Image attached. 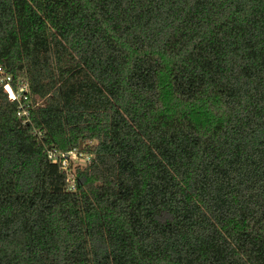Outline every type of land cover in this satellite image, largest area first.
Returning a JSON list of instances; mask_svg holds the SVG:
<instances>
[{
  "label": "trees",
  "instance_id": "obj_1",
  "mask_svg": "<svg viewBox=\"0 0 264 264\" xmlns=\"http://www.w3.org/2000/svg\"><path fill=\"white\" fill-rule=\"evenodd\" d=\"M0 68V264H264V0H0Z\"/></svg>",
  "mask_w": 264,
  "mask_h": 264
},
{
  "label": "built area",
  "instance_id": "obj_2",
  "mask_svg": "<svg viewBox=\"0 0 264 264\" xmlns=\"http://www.w3.org/2000/svg\"><path fill=\"white\" fill-rule=\"evenodd\" d=\"M9 79L10 75L2 71L0 68V82L2 83L3 90L6 92L7 97L10 100L17 101L19 113L26 115L25 109H22V102L20 101V97L29 100L27 82L19 77L16 79V89H13L9 83ZM38 101L39 100H37L36 98L35 102L37 103ZM48 156L50 157L51 161H60L61 167L64 169L66 174L65 180L67 182V188L69 189H72L74 186V165L78 163L77 159H83L81 164L78 163L79 165L85 164V162H87L89 159L88 154H83L81 152L77 153L74 149L64 152L50 149L48 151Z\"/></svg>",
  "mask_w": 264,
  "mask_h": 264
},
{
  "label": "rangeland",
  "instance_id": "obj_3",
  "mask_svg": "<svg viewBox=\"0 0 264 264\" xmlns=\"http://www.w3.org/2000/svg\"><path fill=\"white\" fill-rule=\"evenodd\" d=\"M73 160H74V158H73ZM77 161H78L79 164H81L83 159L82 158H78Z\"/></svg>",
  "mask_w": 264,
  "mask_h": 264
}]
</instances>
